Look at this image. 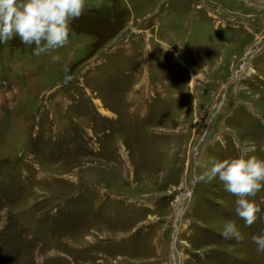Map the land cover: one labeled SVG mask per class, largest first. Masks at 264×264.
Returning <instances> with one entry per match:
<instances>
[{"label":"rangeland","instance_id":"obj_1","mask_svg":"<svg viewBox=\"0 0 264 264\" xmlns=\"http://www.w3.org/2000/svg\"><path fill=\"white\" fill-rule=\"evenodd\" d=\"M71 27L0 45V264H264V190L249 227L194 183L264 159V0H89Z\"/></svg>","mask_w":264,"mask_h":264},{"label":"clouds","instance_id":"obj_2","mask_svg":"<svg viewBox=\"0 0 264 264\" xmlns=\"http://www.w3.org/2000/svg\"><path fill=\"white\" fill-rule=\"evenodd\" d=\"M101 3L102 0H94L97 8ZM88 6L89 0H0V45L18 37L22 44L32 47L33 56L49 55L69 43L75 35L72 22L78 20ZM50 58L52 62L61 60L59 55ZM248 150L255 151V148ZM209 165L203 174L194 178V183H210L218 179L224 191L236 197V216L244 221L245 226L253 225L261 208L250 198L264 190V159L256 156L223 161L212 158ZM221 236L237 242L243 239L233 220L225 221ZM252 242L257 252H264V234L252 236Z\"/></svg>","mask_w":264,"mask_h":264}]
</instances>
